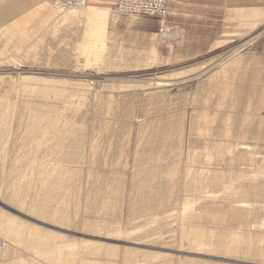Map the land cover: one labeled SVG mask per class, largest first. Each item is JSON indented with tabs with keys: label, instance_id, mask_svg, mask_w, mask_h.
Masks as SVG:
<instances>
[{
	"label": "rangeland",
	"instance_id": "obj_1",
	"mask_svg": "<svg viewBox=\"0 0 264 264\" xmlns=\"http://www.w3.org/2000/svg\"><path fill=\"white\" fill-rule=\"evenodd\" d=\"M55 2L0 0L11 6L0 18V222L25 232L22 242L0 232V264H264L255 25H240L217 57L170 22L180 40H165L155 17H115L113 3L88 4L71 38L51 19ZM99 7L108 16L95 23L87 13ZM101 23L103 47L85 51ZM57 167L68 183L52 181ZM144 182L166 199L143 206Z\"/></svg>",
	"mask_w": 264,
	"mask_h": 264
},
{
	"label": "crops",
	"instance_id": "obj_2",
	"mask_svg": "<svg viewBox=\"0 0 264 264\" xmlns=\"http://www.w3.org/2000/svg\"><path fill=\"white\" fill-rule=\"evenodd\" d=\"M92 1L94 4L113 3L111 6L113 7L118 0ZM174 2L169 1L171 9L179 14H192L193 17L171 16L168 19V23L170 22L171 26L177 25L186 29L189 40H201L202 45L209 46L211 53H216L217 57L225 51L220 52V49L231 43L232 40H228V38L233 36V32L240 29V25L244 29H246L247 25H250L246 21L235 20L236 10L264 9V0H179L176 3ZM10 7L5 4L4 8H0V18H9ZM253 29L256 30L257 37H248L249 47H251L253 41H258V45L261 48L264 46V41L261 40L264 37V21H260Z\"/></svg>",
	"mask_w": 264,
	"mask_h": 264
},
{
	"label": "bare ground",
	"instance_id": "obj_3",
	"mask_svg": "<svg viewBox=\"0 0 264 264\" xmlns=\"http://www.w3.org/2000/svg\"><path fill=\"white\" fill-rule=\"evenodd\" d=\"M90 3H92V1L90 2V0H88L85 4H83V5H81V6H78L77 8H79V9H64L63 7H69V6H63V5H61V1H60V3H59V0H56V2H55V6L51 9V14H52V17H51V19L52 18H54V20H55V22L56 23H58V22H67V23H69V25H66V27H64V31H63V33H65V34H67L68 36H70L71 38H72V36L71 35H74L76 32H77V34L79 33V28L80 27H76V25H75V23L77 22V24H81V22H82V20L84 19V13L86 12V10H88V9H90V7L91 6H89L88 4H90ZM87 5V6H86ZM84 6V7H83ZM81 7V8H80ZM92 8V7H91ZM103 8L104 7H99V8H97L98 10H99V13H93L92 15L90 14V13H87V17L91 20V21H93V22H95V23H97V21L99 20V21H104V20H106L107 19V16H108V11H109V9L108 8H106L105 10H103ZM108 9V10H107ZM113 12H114V10H113ZM113 12H111V13H113ZM114 14V16L115 17H118V16H123L122 14H116V13H113ZM130 14H132V15H134L133 13H130ZM238 15L237 16H239V15H242V21H246V23H249L250 25H252V24H254L255 26H257L258 25V23H259V21H260V18L261 17H263V15H264V11H261V10H245V9H243V11L241 12V13H237ZM248 15V16H247ZM251 15H253V16H251ZM255 18H257V20L255 19ZM264 19V18H263ZM253 20V21H252ZM241 21V20H240ZM248 21H250V22H248ZM262 21V20H261ZM90 22V21H89ZM56 23H54V24H52V25H50V26H52V27H54L53 25H55ZM166 23V22H165ZM244 23V22H243ZM99 25V24H98ZM98 25H95V27L94 28H92L91 29V27H89V30H90V34L89 35H92V36H95V38L93 37V38H91V40H90V43L88 42V44H87V48H86V50L85 51H89V52H92V50H94V49H92V48H94V47H103V42H104V38H103V34H104V23H101V25L100 26H98ZM250 25H248V26H250ZM49 26V27H50ZM60 26V25H59ZM253 26V25H252ZM51 28V27H50ZM59 29L58 28V25L55 27V29ZM167 28V27H166ZM171 31V32H170ZM75 32V33H74ZM87 34V33H86ZM89 35H87V36H89ZM105 35V34H104ZM173 35H175V37H178V39L180 40L181 39V35H180V32H178V31H176V30H174L173 31V29H169V32H166L165 33V40H175L176 38L175 37H173ZM77 37H81V35L80 34H78V36ZM91 37V36H90ZM84 38V37H83ZM87 38H89V37H87ZM42 40V39H41ZM73 40V39H72ZM78 40V39H77ZM177 40V39H176ZM83 42V41H82ZM85 42V41H84ZM87 43V42H86ZM35 44H37L38 46H39V43H35ZM37 46V47H38ZM34 48V47H33ZM83 48V47H82ZM85 48V47H84ZM96 48V49H97ZM38 49H40L39 47H38ZM36 51V50H35ZM36 52H38V51H36ZM55 52V51H54ZM57 52V51H56ZM88 52V53H89ZM67 53V52H66ZM44 54H45V52H44ZM55 54V53H54ZM57 54V53H56ZM93 55V54H92ZM42 58H43V56H42ZM45 59V58H44ZM53 62H56V61H53ZM21 79V78H20ZM23 79V78H22ZM21 79V80H22ZM42 88V87H41ZM46 93H49V92H51V90H49V88H42ZM52 92H55V91H53L52 90ZM55 94H58V93H55ZM2 115V114H1ZM41 121H42V118H40V117H38V119H36L35 121H34V123L32 124V126H34V127H36V128H38V126L40 125V123H41ZM81 145H82V141L81 140H79V141H77V142H75V149H74V151H73V157L74 158H78L79 157V155H80V148H81ZM64 170L65 169H63V168H61V167H57V168H54V169H51L50 170V174H49V176H51V178L53 179L52 181L53 182H55V183H58V184H66V183H68L69 182V180H67V178H65V176H63V173H64ZM203 172V171H202ZM65 175V174H64ZM207 178V177H206ZM208 180L206 181V183H207V186L209 187L210 186V184H212L213 183V181L216 179V177L215 176H211L210 178H207ZM144 185H145V188L147 189V188H149V190H147V192L145 193L146 194V198H145V200L146 201H142V204H143V206H146V208L148 207V206H150V208H151V206L153 207L154 206V204H152V203H154L155 202V200L156 199H159V200H161V201H163V200H165L166 199V195H164V193H163V191H161L160 189H159V186H158V188L157 187H154L153 185L154 184H152V185H146V183L144 182ZM201 187H202V185H198V186H193V188H192V190L193 191H197V193H199L202 189H201ZM192 191V192H193ZM154 201V202H153ZM157 202V201H156ZM159 203V202H158ZM158 206V205H157ZM148 209V208H147ZM156 209V208H155ZM0 232L1 233H3V234H5V235H7V236H9L10 238H12V239H14L15 241L14 242H20V240H21V242H22V240H23V232H24V226L22 225V224H17V223H14L12 220L11 221H6V222H0ZM30 232V231H29ZM24 234H25V232H24ZM31 235V233L29 234V236ZM25 236V235H24ZM35 236H37V235H34V237ZM31 237V236H30ZM28 238V237H27ZM31 238H33V237H31ZM31 238H30V240H31ZM24 239H25V237H24ZM36 239H38V238H36ZM35 240V239H34ZM44 241H45V239H44ZM44 241H43V243H39V244H41L40 246V249H43V247H45V243L47 242H45L44 243ZM40 242H42V241H40ZM211 242V241H210ZM218 243H220V242H218ZM31 246H34L33 245V242H31V241H27V243H26V247L29 249ZM256 251V250H255ZM1 252V251H0ZM6 253V252H5Z\"/></svg>",
	"mask_w": 264,
	"mask_h": 264
},
{
	"label": "built area",
	"instance_id": "obj_4",
	"mask_svg": "<svg viewBox=\"0 0 264 264\" xmlns=\"http://www.w3.org/2000/svg\"><path fill=\"white\" fill-rule=\"evenodd\" d=\"M61 5L69 7H78L85 4L88 0H60ZM115 12L127 15L129 13L155 17L159 20L161 28L160 33L164 34L169 32L165 25L168 27V19L170 17L171 8L169 0H119L113 8ZM171 32V31H170Z\"/></svg>",
	"mask_w": 264,
	"mask_h": 264
}]
</instances>
